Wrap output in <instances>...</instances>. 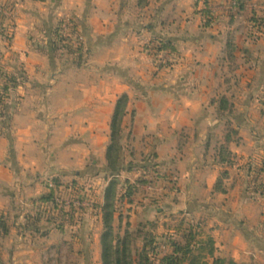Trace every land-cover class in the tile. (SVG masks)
<instances>
[{
	"label": "crops",
	"instance_id": "obj_1",
	"mask_svg": "<svg viewBox=\"0 0 264 264\" xmlns=\"http://www.w3.org/2000/svg\"><path fill=\"white\" fill-rule=\"evenodd\" d=\"M27 1L31 4L21 9V25L14 28L15 43L0 40L3 70L20 74L22 81L10 129L4 133L0 128V217L4 214L11 227L0 239V264H34L41 250L29 243L44 247L59 236L69 239L67 230H54L49 238L21 230L26 217L37 210L36 200L49 192L43 186L48 178L88 173L93 187L101 183L98 201L103 202L110 183L106 155L111 122L123 95L130 102L120 177L136 183L142 172L129 170L130 163L143 164L153 156L160 176L155 184L140 186L133 202L124 206L148 220L168 212L199 215L213 223H207L208 232L215 233L224 254L233 252L236 262L248 242L264 255V231L254 233L264 229V197L255 192L251 167L264 156V24L255 27L252 21L256 14L264 22V0H247L243 10L234 0H210L215 17L211 26L205 25L202 14L205 0H149L146 7L137 0ZM71 16L86 36L82 65L73 56L66 61L55 55L49 45L53 28ZM157 40L175 50L150 55L148 48ZM229 43L236 46L233 60ZM167 54L174 57L170 69L160 61ZM83 68L95 82L88 85L93 97L55 108L50 102L60 94V82L67 78L64 70ZM4 82L0 73V91ZM80 88L70 84L65 94L71 99ZM222 97L229 103L226 110L221 109ZM58 128L70 132L65 142L41 148L43 133L52 143ZM30 139L33 153L45 155L42 166L28 163ZM222 146L232 154L230 163L222 162ZM92 154L96 159L85 172L79 162L93 159ZM221 178L225 190L217 189ZM22 201L31 209L20 210ZM88 212L90 229L94 215ZM125 212L122 221L117 218L118 227ZM126 225L131 229L130 222ZM173 228L168 224L166 232ZM237 242L245 244L234 246Z\"/></svg>",
	"mask_w": 264,
	"mask_h": 264
},
{
	"label": "trees",
	"instance_id": "obj_2",
	"mask_svg": "<svg viewBox=\"0 0 264 264\" xmlns=\"http://www.w3.org/2000/svg\"><path fill=\"white\" fill-rule=\"evenodd\" d=\"M237 7L243 10L247 0H234ZM140 7H146L149 0H137ZM210 0H205L202 14L205 17V25L211 26L214 22V15L210 10ZM70 34L68 37L64 34L63 28L65 20H60L53 28L49 45L55 55L64 57L73 56L77 62L82 65L86 60L87 46L86 36L80 30V23L76 17H70ZM252 21L256 26H263V18L261 15H254ZM66 26V25H65ZM75 38H82L83 42L79 47L74 46ZM158 44L148 48L150 55H159L166 49L172 47V44L157 40ZM229 58L234 59L236 46L229 43ZM18 73H3L5 82L0 91V128L4 133L10 129L11 122L15 110L17 108L15 101V93L21 87V77ZM130 99L128 95H123L117 102L115 113L111 122V142L107 150V177L110 178V183L104 191L103 202L91 198L94 194L91 188H86L80 185L77 181L72 184L67 183L60 176L55 177L50 184L49 192L45 193L36 200L37 210L26 217L25 223L21 226L25 230L39 234L43 237H48L53 231L48 228L50 225L56 226L59 229H64V222H61V217L64 221L69 220L70 224L82 222L84 219L83 212L78 207L65 209L63 205L58 203V200L69 192L70 194H84L89 190L90 199L95 202L96 212L102 216L103 231L101 235L102 257L103 264H210L208 257L215 258L216 241L212 235L203 236L204 226L202 223H196L193 218H182L173 230L169 233H148L144 236V245L141 249L135 250L134 232L129 228L121 232V227H116L117 218H121V208L125 202H133V198L140 191V186L149 183L155 184L158 181L159 169L158 164L153 161V157L145 159L143 164L130 163L129 170L136 169L141 173L136 183L125 180L120 177L122 172L123 161L126 157L124 149V133H125V118L128 115V106ZM221 109L229 108V103L226 97L220 100ZM233 134H238L237 131H232ZM230 140L231 135H228ZM222 162L230 163L232 155L227 146L221 147ZM149 160V161H148ZM147 161V162H146ZM253 175L255 179V192L264 197V180L260 177L264 174V156L256 165H252ZM224 179H220L217 184L218 190H225L223 185ZM69 188V189H68ZM88 192V191H87ZM60 214H57V212ZM80 211V212H79ZM81 213L76 218L77 213ZM76 213V214H75ZM59 216V218L57 217ZM121 220V219H120ZM122 221V220H121ZM69 224V223H68ZM11 231L5 215L0 217V239L6 237ZM1 246V243H0ZM167 247L168 253L162 254L160 249ZM1 254V250H0ZM212 264H224L221 258H215Z\"/></svg>",
	"mask_w": 264,
	"mask_h": 264
},
{
	"label": "rangeland",
	"instance_id": "obj_3",
	"mask_svg": "<svg viewBox=\"0 0 264 264\" xmlns=\"http://www.w3.org/2000/svg\"><path fill=\"white\" fill-rule=\"evenodd\" d=\"M32 2V1H31ZM33 4H35L34 2H32ZM27 4H31L30 1L27 0H0V40L2 41V43L6 42V43H15V27H18L19 25H21V9L23 7H28L25 6ZM36 5V4H35ZM70 17H66L62 18L63 20H65V25L67 23V27L63 28V32L64 34L68 37V34H70V21H69ZM61 19V20H62ZM32 21L34 22V20L32 19ZM87 53V52H86ZM63 58H66V61L68 59V61L70 60L69 56L64 55ZM166 58L165 56L160 60L161 63L163 64L162 67H164L165 69H170L171 68V61H168L167 64L163 63L162 60ZM161 68V67H160ZM65 74L67 75V78L60 82V94L54 99L51 98L50 100L54 99V102H50L51 104L53 103L54 107L58 109V107L61 106H74L76 104H82L85 103V101L87 100L88 97L92 98L93 97V90L91 88H89V81L91 82V84L95 83L93 82V79L91 78L89 72L83 68V69H79V70H73V69H65L64 70ZM0 73H6L5 70H3L2 65L0 64ZM73 85V86H81L80 89H77L76 93L74 94V96L70 99L66 96V91L68 90L69 85ZM69 116H66L65 119H67ZM34 127V126H33ZM43 129H46V126L44 124V126H42ZM73 131V130H72ZM70 132L68 133H63L59 128L57 129V131L55 132L54 135V141L52 143H50V137L48 136V134L43 133L42 137L40 138V147L43 148L45 150L46 147H48L49 145L51 147H57L60 144H63L64 141V136L69 135ZM29 145L30 147H27V159H28V163H34L37 166H42V160L44 159L45 155L43 156V154H41L42 157H37L36 153H33L34 151H32V142L31 139L29 140ZM101 147V146H100ZM57 152V155L60 154V150H55L54 153ZM94 157L93 159H91L90 157L87 158L85 161L83 162H79V163H83V171H87V169L92 165V161L94 159H96V155L92 154ZM49 157V156H48ZM50 158V157H49ZM91 160V161H90ZM86 164V165H85ZM81 164H78V167L80 168ZM66 169V168H64ZM76 169V168H74ZM232 169H230L231 171ZM71 174V173H70ZM62 176V175H61ZM64 178V181L67 183L72 184V182L77 181V183H80V185H84V187L86 188H92L94 190H92L94 192L93 195H91L89 190L85 191L84 194H70L69 192L66 194V192L63 194V196L58 200V203L60 205H63L65 207V209H71L72 207H78L80 208V211L83 212V216L84 219L83 221L80 223H72L70 224L69 220L64 221L63 217L59 218V216H57L59 219H61V222H64L62 224H64V229H59L56 226L59 225V222L56 224V226L54 225H50L48 226V228H52L53 231L55 230L56 232H60V231H64L67 230L68 233L70 232V234H67L69 239L65 240V237L63 236H59L57 238H55V243L51 242V244H46V246L42 247V246H37L36 243L31 242L29 243V245L32 248H39L41 251L40 253L35 256V260H34V264H103V257H102V244H101V234L103 231V222H102V218L100 219V217H102L100 214H98V212H96V208H95V202H93L90 197L88 195H91L92 199L95 200H99V194H100V189H101V183L98 181L96 182V185L94 183V187L92 186V180L89 178L88 173H86V176L84 177H74V175H67V177L65 175L62 176ZM66 177V179H65ZM174 177L179 178V176L174 174ZM31 179L33 180L32 176ZM53 179H47L44 182V187L49 188L50 190V183L53 182ZM227 183H229V185H231V182L228 181ZM49 186H48V185ZM100 186V187H99ZM69 189V188H68ZM26 202L29 203V200L25 199ZM27 204V203H26ZM20 210L23 207H27L29 209H31L29 206H24V201L20 202ZM33 208V207H32ZM38 206H36L35 209H37ZM123 213L124 210L126 211L124 214V220H123V224L121 227V232L123 233L125 230L126 222H130L131 223V230L134 232V237H135V250L137 251L138 249H141L144 245V236L148 233H159V234H163V233H167L166 231H168V224L172 225V226H176L177 223L182 219V218H193L194 221L196 223H202V226H204V234L203 236H207V235H212L213 237H215L212 233V231H210V233L208 232L207 229H209V224H213L210 223V220L204 221L202 219H204L203 217L200 218V216L198 215H194V216H188V215H183V213H177L174 215H171L170 212H168V214H161L159 216H157L156 214V219L155 218H150L148 220L149 216L143 217L141 215V213L136 214L135 210H128V208L126 206H123ZM121 208V209H122ZM34 209V210H35ZM19 210V213H20ZM137 210V209H136ZM79 211V212H80ZM91 211L94 215L93 217V226H89L92 228V230L88 229V226L86 228V214H88ZM139 211V210H137ZM136 211V212H137ZM57 212V211H56ZM75 213L76 214V218L81 215V213ZM1 214V211H0ZM57 214H60L57 212ZM100 215V216H99ZM127 217V218H126ZM207 217V216H206ZM98 218V219H97ZM207 219V218H206ZM69 223V224H68ZM207 223H209L207 225ZM119 222H116V227H118ZM15 227V226H14ZM16 228V227H15ZM21 229V228H19ZM21 230L26 231L24 228H22ZM226 230V229H225ZM53 231L51 232V234L53 233ZM229 231V230H227ZM264 229L261 227H258V229L255 232H257V235L259 236V232H263ZM230 232V231H229ZM229 232H226V234ZM253 233V234H254ZM264 233V232H263ZM227 234V235H228ZM224 235V232H223ZM230 235V234H229ZM252 235V234H251ZM73 236H77L73 237ZM43 237V236H42ZM48 237H44V238H49ZM241 244H245V243H241V242H237L235 244H233L234 246L237 245H241ZM264 246V244H262ZM233 246V247H234ZM245 253L239 257V260H237V262L234 259V254L233 252H226V254H224V249H222V245L219 246L216 243V251H215V258H221L224 264H264V255H262V253H260L255 245H253L252 243H247L245 244ZM255 247V249H254ZM238 248V247H237ZM88 251V252H86ZM160 252L162 254H165L166 252H168V249H160ZM90 256V257H88ZM24 258V257H23ZM215 258H211L208 257L207 260L210 264L213 263V260Z\"/></svg>",
	"mask_w": 264,
	"mask_h": 264
},
{
	"label": "built area",
	"instance_id": "obj_4",
	"mask_svg": "<svg viewBox=\"0 0 264 264\" xmlns=\"http://www.w3.org/2000/svg\"><path fill=\"white\" fill-rule=\"evenodd\" d=\"M67 23H68V21H67ZM67 23H66L65 28L67 27ZM82 42H83V39L82 38H75L73 44H74V46L79 47L82 44ZM163 57L164 56L162 55L161 58H160V60ZM173 60H174L173 54H167L166 58H164L162 60V62L165 63V64H167L168 61H171L172 62Z\"/></svg>",
	"mask_w": 264,
	"mask_h": 264
}]
</instances>
